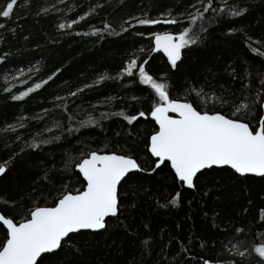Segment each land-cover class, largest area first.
<instances>
[{"label":"trees","instance_id":"trees-1","mask_svg":"<svg viewBox=\"0 0 264 264\" xmlns=\"http://www.w3.org/2000/svg\"><path fill=\"white\" fill-rule=\"evenodd\" d=\"M8 2L0 0V9ZM208 2L17 0L10 17L0 16V163L10 162L0 179V212L19 222L33 206H52L65 190H82L75 163L90 151L132 156L143 169L121 184L118 215L103 232L70 235L43 264H264L255 252L264 245V177L212 168L191 190L170 165L156 169L147 149L158 130L150 118L157 98L138 75L123 71L132 59L147 60L145 70L168 84L172 99L258 127L264 0H226L243 10L239 16L213 11L225 0H212L203 12ZM142 19L161 23L142 25ZM169 19L177 22L163 23ZM189 26L199 40L182 50L173 69L163 52L152 51L153 33L175 35ZM193 88L229 103L207 97L205 103ZM241 102L250 112L233 116V104ZM131 115L137 119L129 124L123 117ZM5 231L0 225V239Z\"/></svg>","mask_w":264,"mask_h":264},{"label":"snow or ice","instance_id":"snow-or-ice-1","mask_svg":"<svg viewBox=\"0 0 264 264\" xmlns=\"http://www.w3.org/2000/svg\"><path fill=\"white\" fill-rule=\"evenodd\" d=\"M17 0H10L6 7L0 9V16L10 17ZM212 8V0L203 8L207 12ZM216 12H228L232 16L241 15L243 10H236L224 3L223 8L213 9ZM203 14L191 16V25H195ZM84 19V17H81ZM169 19L163 21L175 24ZM76 23V21H72ZM142 25H155L159 20L142 19ZM59 27L63 29L64 24ZM71 27V24L68 25ZM204 29L201 28V31ZM199 33L193 27H185L178 34L153 33V52L162 51L171 67L175 69L181 59L182 50L197 44ZM257 52V49H252ZM136 59L128 62L124 73L132 77L138 75L139 83L145 85L154 95L155 102L150 109L151 118L158 125L150 136L148 152L154 159L156 169L161 165H170L175 179L189 189L195 187L194 178L203 169L227 166L240 176L254 174L264 177V117L253 128L242 119L214 112L198 111L191 102L172 99L166 82L158 81ZM108 77L101 76L100 79ZM51 79V77H49ZM46 83V81H45ZM264 84V81H261ZM40 85L37 84L36 88ZM29 89L28 92H31ZM203 102L214 100L220 104L229 103L222 97H207L203 89H191ZM21 96L13 97L22 99ZM76 93H72L75 95ZM259 95V94H258ZM207 97V100L205 99ZM247 97H245V101ZM264 107V101H254ZM233 116L241 112H250L247 102L233 104ZM169 113L176 114L175 117ZM123 115V114H121ZM139 116L144 117L141 111ZM129 124L137 119L135 115L123 117ZM87 123H95L91 118ZM33 147L39 145L33 144ZM9 161L0 163V175L7 170ZM67 166V165H66ZM79 175L86 182L81 189L65 190L55 200L52 206H33L28 216L19 222L0 214V225L6 229L3 239H0V264H43L44 254H54L67 243L70 234L82 230L99 231L105 229L108 217L118 214V186L129 177L130 173L141 172L143 169L136 159L128 155L116 153L98 154L90 151L75 163ZM67 189V186H65ZM176 193L171 203H176ZM147 243V241H145ZM255 252L264 259V245L255 248ZM243 255V253H240ZM205 264H208L206 261Z\"/></svg>","mask_w":264,"mask_h":264},{"label":"water","instance_id":"water-1","mask_svg":"<svg viewBox=\"0 0 264 264\" xmlns=\"http://www.w3.org/2000/svg\"><path fill=\"white\" fill-rule=\"evenodd\" d=\"M263 91H264V84H263ZM181 102H184V101H181ZM262 109H263V117H264V107H262ZM209 114H211V113H209ZM213 114V113H212ZM169 115H172V116H174L175 117V115L176 114H174V113H169ZM150 118H151V115H150ZM151 120L152 121H154L152 118H151ZM154 123H155V121H154ZM156 124V123H155ZM157 126V129H158V125H156ZM150 153V152H149ZM98 154H101V155H104V154H111V153H98ZM151 155V154H150ZM155 159V158H154ZM162 166V165H161ZM212 168H217V169H223V168H227V169H230V170H232L231 168H229V167H227V166H223V167H216V166H213ZM212 168H208V169H203V170H201V172L200 173H202V172H204V171H206V170H209V169H212ZM78 171V170H77ZM173 171V170H172ZM232 171H234V170H232ZM235 172V171H234ZM5 173H6V171H5ZM5 173L4 174H2V175H0V179L5 175ZM135 173V172H134ZM200 173H198L197 174V176L194 178V184H195V180H196V178L198 177V175L200 174ZM130 174H132V173H130ZM129 174V175H130ZM239 175V174H238ZM240 176V175H239ZM245 176H252V177H260V176H256V175H254V174H247V175H245ZM245 176H241V177H245ZM83 178V177H82ZM124 181H122L121 182V184L123 183ZM86 183V182H85ZM120 186L121 185H119L118 186V205H119V190H120ZM185 188H187L186 186H184ZM195 188V187H194ZM194 188H192L191 190H193ZM187 189H189V188H187ZM119 211V210H118ZM0 214H2L1 212H0ZM3 215V214H2ZM118 215V214H117ZM116 217V216H115ZM109 218H114V217H108V218H106L107 220L109 219ZM105 229H106V227H105ZM105 229H102V230H99V231H92V230H82L81 232H92V233H98V232H103ZM80 233V232H79ZM76 234V233H75ZM70 235H72V234H70ZM59 250H57L56 252H58ZM55 252V253H56ZM45 255H49V254H44V256Z\"/></svg>","mask_w":264,"mask_h":264},{"label":"rangeland","instance_id":"rangeland-1","mask_svg":"<svg viewBox=\"0 0 264 264\" xmlns=\"http://www.w3.org/2000/svg\"><path fill=\"white\" fill-rule=\"evenodd\" d=\"M162 52V51H161ZM11 76H9V78H10ZM11 79H13V78H11Z\"/></svg>","mask_w":264,"mask_h":264}]
</instances>
